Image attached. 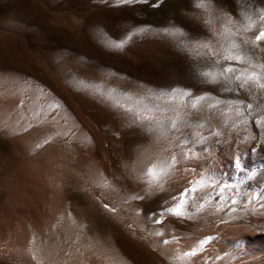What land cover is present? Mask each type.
<instances>
[{"label": "bare ground", "instance_id": "obj_1", "mask_svg": "<svg viewBox=\"0 0 264 264\" xmlns=\"http://www.w3.org/2000/svg\"><path fill=\"white\" fill-rule=\"evenodd\" d=\"M193 15L197 38L176 27L137 35L181 59L161 86L96 77L73 87L101 148L76 153L70 176L112 230L57 207L42 222L17 210L2 264H264V0H236L233 12L200 1ZM125 132L137 141L124 149ZM74 138V150L90 141L79 123Z\"/></svg>", "mask_w": 264, "mask_h": 264}, {"label": "rangeland", "instance_id": "obj_2", "mask_svg": "<svg viewBox=\"0 0 264 264\" xmlns=\"http://www.w3.org/2000/svg\"><path fill=\"white\" fill-rule=\"evenodd\" d=\"M200 1L217 11L236 9V0H0V238L26 208L39 212L40 222L57 207L99 231L112 230L70 176L76 153L101 148L73 87L80 80L84 89L96 77L149 90L164 84L181 59L164 45H143L137 35L170 27L203 35V20L193 15ZM76 123L90 141L74 150ZM128 135L124 149L137 141ZM157 199L145 203L150 213ZM157 221L160 228L177 223Z\"/></svg>", "mask_w": 264, "mask_h": 264}, {"label": "snow or ice", "instance_id": "obj_3", "mask_svg": "<svg viewBox=\"0 0 264 264\" xmlns=\"http://www.w3.org/2000/svg\"><path fill=\"white\" fill-rule=\"evenodd\" d=\"M261 38H264V31H261L259 35H257L256 39L260 40ZM231 69H229L230 71ZM205 75H211V74H205ZM237 165H239V161H236Z\"/></svg>", "mask_w": 264, "mask_h": 264}]
</instances>
